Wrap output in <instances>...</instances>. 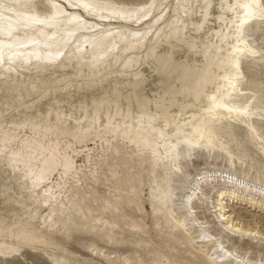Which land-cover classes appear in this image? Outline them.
<instances>
[{
	"label": "bare ground",
	"instance_id": "obj_1",
	"mask_svg": "<svg viewBox=\"0 0 264 264\" xmlns=\"http://www.w3.org/2000/svg\"><path fill=\"white\" fill-rule=\"evenodd\" d=\"M238 131L254 158L183 177ZM90 143L108 176L99 160L84 178L76 158ZM0 161L23 169L42 206L70 218L89 203L92 228L109 227L108 242L127 235L136 264H264V229L228 209L264 212V0H0ZM68 183L64 203L54 188ZM6 219L0 211V257L7 238L25 250L46 242Z\"/></svg>",
	"mask_w": 264,
	"mask_h": 264
},
{
	"label": "rangeland",
	"instance_id": "obj_2",
	"mask_svg": "<svg viewBox=\"0 0 264 264\" xmlns=\"http://www.w3.org/2000/svg\"><path fill=\"white\" fill-rule=\"evenodd\" d=\"M123 1L134 3L138 0ZM146 75L148 78H151L148 72ZM251 146V139L249 136L245 135L243 131H238V134L235 135L233 139L229 140V143L223 151L214 152L208 159L207 157L199 156L192 159L189 165L182 166L184 167L183 177L188 174L193 177L200 171H213L217 168L224 169L230 159L229 156L251 160L255 157L254 149ZM89 147L96 150L90 152L88 156L87 154L89 152H85L76 158L78 164L86 166L83 170H85L84 174L86 173L85 176L87 175V177L84 178L89 177L88 180L91 179V172H93L94 166L99 160L102 161L98 165V167L101 168L97 167L99 176H102V173H100L101 171L106 172L107 169V167H105L106 165L102 164L105 159L102 146L99 144L94 146L90 143ZM109 154L110 152L108 155ZM111 158L112 155L109 157V161H111ZM259 160L260 159L257 157V162ZM1 162L2 161H0V211L6 216L7 222H16L13 226L14 230L30 231L29 234L36 236H41L42 233L45 232L47 240L44 244L30 246L29 250H25L24 244L16 241L14 238H7L6 243L13 248L10 253L3 254L5 257H0V264H136L142 261V254L129 244L127 235L122 236L120 241L114 240V242H108L107 233L109 232V227L101 228L98 226L92 228L88 217L91 211L89 203L82 202L79 204V207L76 206V211L70 218L66 211L57 209L51 202L48 203V206H42L40 191L32 188L30 183L24 180L23 169L18 167V170L13 172L5 162ZM121 162H123L121 166L125 176L132 177L137 174V167L135 166L133 168L134 160H130L127 155H124L123 157L121 156ZM258 168L261 169L262 165H259ZM106 173L108 176V172ZM56 179L57 175L53 177L54 183L55 181H59ZM68 182L71 183V181ZM85 182L87 183V181ZM85 182L84 185L86 184ZM69 183L66 185L68 187L66 188L67 192L54 188L57 194H61L62 198H60V200H65L66 198V200L63 201L64 203L67 200L73 201V189L71 188L74 186ZM84 185L83 188H85ZM170 185L173 187L170 191L173 198L178 197V188L180 185L175 181ZM54 187H56V184H54ZM100 190L102 191L103 189L100 188ZM65 194L68 197H66ZM228 202L229 201H227V203ZM228 205V209L234 211L233 215L238 216L246 223H254L260 229H264V212L244 202L236 203L233 201V203L229 202ZM147 209L149 211L148 206ZM77 214H79V216H75ZM198 216L200 218L206 217L208 221H214L217 228H220V224L217 223L213 213L211 216H204V214L199 213ZM71 217H73L72 219L74 220H69ZM8 218H10V220ZM69 221L75 222L71 223ZM213 226V224L210 225L209 231H212L214 234ZM122 227L127 231L139 229L137 223L128 224L124 221L122 222ZM230 244V242L225 243L228 248ZM259 244H264V242H260ZM12 254L14 255L11 256ZM257 257L258 256L254 254L250 256L253 260H257ZM260 259L264 260V251H260Z\"/></svg>",
	"mask_w": 264,
	"mask_h": 264
}]
</instances>
